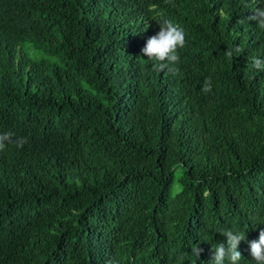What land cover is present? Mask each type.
<instances>
[{
    "label": "trees",
    "instance_id": "16d2710c",
    "mask_svg": "<svg viewBox=\"0 0 264 264\" xmlns=\"http://www.w3.org/2000/svg\"><path fill=\"white\" fill-rule=\"evenodd\" d=\"M259 7L0 0V133L27 138L0 151V264H209L226 228L245 232L240 264H255L264 71L248 58L264 59V30L247 17ZM165 18L186 44L157 71L141 49Z\"/></svg>",
    "mask_w": 264,
    "mask_h": 264
},
{
    "label": "clouds",
    "instance_id": "9594fccd",
    "mask_svg": "<svg viewBox=\"0 0 264 264\" xmlns=\"http://www.w3.org/2000/svg\"><path fill=\"white\" fill-rule=\"evenodd\" d=\"M248 20H254L257 26L264 30V7L254 9V14L247 17ZM244 21L241 20L240 23ZM186 33L183 27L175 23L171 19H162L159 23V31L150 36L141 52L147 57L148 60L154 61L153 67L157 71H162L169 65H176L180 62L179 49L185 47ZM241 48L234 47L225 51V56L231 60L234 54H239ZM249 68L258 71H264V59L258 57L248 58ZM169 71L175 74V68H169ZM212 80L210 77L205 78L201 86L202 93L212 92ZM7 143H15L16 147H22L27 143V138H19L15 141L12 140L11 133H0V151H3ZM225 237L223 242L216 243L212 246V257L209 264H240L242 254L238 250L241 241L246 239L245 232L234 230L231 228L222 229L219 232ZM249 249L251 259L255 264H264V229L259 231L258 239L249 241ZM201 249L196 245L191 247V253L198 257Z\"/></svg>",
    "mask_w": 264,
    "mask_h": 264
},
{
    "label": "rangeland",
    "instance_id": "374dc122",
    "mask_svg": "<svg viewBox=\"0 0 264 264\" xmlns=\"http://www.w3.org/2000/svg\"><path fill=\"white\" fill-rule=\"evenodd\" d=\"M31 53H33L32 51H30Z\"/></svg>",
    "mask_w": 264,
    "mask_h": 264
}]
</instances>
